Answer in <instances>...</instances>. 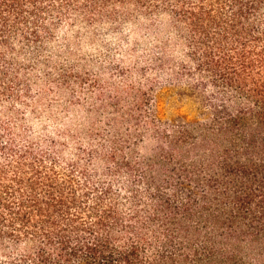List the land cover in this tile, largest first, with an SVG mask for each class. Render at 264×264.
Wrapping results in <instances>:
<instances>
[{
    "label": "trees",
    "instance_id": "trees-1",
    "mask_svg": "<svg viewBox=\"0 0 264 264\" xmlns=\"http://www.w3.org/2000/svg\"><path fill=\"white\" fill-rule=\"evenodd\" d=\"M163 12L201 118L154 120L145 153L111 124L70 159L0 122V264H264V0H0V94L60 24Z\"/></svg>",
    "mask_w": 264,
    "mask_h": 264
},
{
    "label": "rangeland",
    "instance_id": "rangeland-1",
    "mask_svg": "<svg viewBox=\"0 0 264 264\" xmlns=\"http://www.w3.org/2000/svg\"><path fill=\"white\" fill-rule=\"evenodd\" d=\"M134 17L56 27L42 55L20 58L22 84L11 85L21 97L0 94V122L14 125L20 139L55 141L70 159L91 147V135H108L111 124L125 133L147 129L145 153L154 145V120L201 118L187 75V31L169 13Z\"/></svg>",
    "mask_w": 264,
    "mask_h": 264
}]
</instances>
